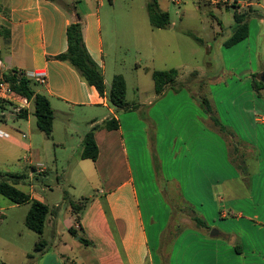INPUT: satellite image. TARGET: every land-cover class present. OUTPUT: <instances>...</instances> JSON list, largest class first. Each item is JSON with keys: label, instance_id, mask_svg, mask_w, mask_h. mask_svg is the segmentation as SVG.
Masks as SVG:
<instances>
[{"label": "crops", "instance_id": "obj_1", "mask_svg": "<svg viewBox=\"0 0 264 264\" xmlns=\"http://www.w3.org/2000/svg\"><path fill=\"white\" fill-rule=\"evenodd\" d=\"M64 1L70 4L69 8L55 0H0V59L3 63L0 73L14 69L45 72L47 81L43 84L35 81L34 87L48 96L55 112L53 138H49L55 141V147L65 148L73 141V130L76 124L81 123L79 117L88 125L84 132L78 131L79 143L74 156H79L76 166L81 167L83 179L94 184L97 193L74 200L64 190L63 199L51 200L53 202L50 203L48 198L31 190L33 199L46 203L50 208L44 232L40 235L45 246L36 251L40 257L38 264H165V261L167 264H264V88L258 92L253 85V81L261 80L264 73V52L259 47L264 31V0H210L218 11L234 9V23L228 29L220 23V31L214 27L215 32L221 35L214 42L218 43L217 49L225 56L224 59H232V65H228L230 68L226 64L223 67L225 73L246 76V79L245 83H240L241 87H234L232 91L224 82L220 84L219 76L225 73L210 72L216 67L208 62L211 69L206 78L201 79L198 74L192 81L195 85L191 82L177 92L170 90L176 96L183 94L185 100L187 112L177 119L179 127H176L175 118H169L154 105L152 97H157L155 83L150 98L132 101L140 103L137 110H117L109 97L102 96L95 86L88 84L73 65L56 58L68 49V26L81 21L84 43L103 71L108 93L114 76L122 73L117 66L119 59L112 41L116 29H126L123 32L126 37L140 34L141 28L138 20L118 22L110 20L112 16L108 15L104 31L102 11L112 12V9H106L102 0ZM110 2L114 6L113 0ZM236 12L249 14V35L234 46L226 47L224 42L233 33ZM147 26L144 29L148 28L153 38L162 37L161 41L167 44L163 50L171 52L169 36L177 32L175 24L165 28H155L151 23ZM253 27L258 29L255 36L252 35ZM106 35L108 40L112 36L108 46ZM134 49L141 54L139 48ZM152 49L156 52L154 43ZM205 51L211 54L213 46L205 43ZM254 60L258 62L254 63ZM141 67L139 63L136 65L137 70ZM147 68L148 65L145 71L149 72ZM202 82L204 84L200 87ZM192 86H198V89ZM237 92L241 94L237 95ZM203 94L210 99L220 121L241 141L240 153L238 151L235 158L227 140L211 125L201 108L197 98ZM232 98L235 105L243 109L234 114L238 118L234 116L231 120V116L225 115L232 106ZM246 99L252 101L256 108L254 112L262 115L253 117L250 113L252 116L241 119L247 114L244 108ZM145 104L150 108L142 112ZM31 106L25 110L26 116L17 114V118L29 119L34 111L33 104ZM76 111L79 116L74 113ZM60 113L67 118L64 136L57 140V115ZM112 118L118 120V129L98 128L95 131L99 147L97 160L83 158L86 134L95 125ZM172 125L179 128L178 132L172 131ZM44 136L47 135L41 131L29 140L23 138L22 141L12 135L5 138L12 144L11 148L23 151V163L30 167V173H23L25 178L17 186L27 182L32 186V180L42 176L40 173L44 170L49 174L51 166L45 162V157L50 153V145ZM174 141L176 146L180 143L181 158L179 166L175 163L176 168H170L171 161L165 166L164 160L162 165L159 156L164 157L161 149L165 146L174 148ZM130 143L135 147L144 143L143 150L150 156L155 152L153 180L156 185L166 189L170 186L166 187L165 182L176 184L182 198L193 206L209 228H197L188 217L183 230L167 245L168 251L165 247L162 249L161 233L169 218L168 213H164L163 218L153 208L146 213ZM57 160L55 154L52 164L56 171ZM144 187H147L145 183ZM47 188L55 191L51 186ZM80 201L83 204L76 214L72 202ZM63 203H66L64 210ZM27 204L31 207L30 203ZM77 215H80L79 220ZM150 226L154 227L155 235L150 234ZM70 228H74L78 235H73ZM213 229L215 232L212 234ZM45 234L50 239H45ZM153 236L156 237L155 242L152 241ZM29 254L28 259L36 256L29 257Z\"/></svg>", "mask_w": 264, "mask_h": 264}, {"label": "rangeland", "instance_id": "obj_2", "mask_svg": "<svg viewBox=\"0 0 264 264\" xmlns=\"http://www.w3.org/2000/svg\"><path fill=\"white\" fill-rule=\"evenodd\" d=\"M151 2L152 0H113L114 6H111L110 0H102V4L106 9H112V12H107L105 9L102 11L104 31L108 15L112 16L110 20H116L118 22H126L134 19L141 23L140 34L138 35L125 37L123 32L126 29L122 30L118 28L116 29V36L113 40L111 36V40L116 48L115 55L119 59L117 66L119 70H122L121 74L125 76L127 81V101H139L152 96L153 93L151 91L154 86V79L150 71H145L146 65L151 69L159 70L177 68L180 72L179 82H184V85L185 83L189 84L193 81V73H195L196 70L198 71L199 77L202 79L206 78V76H208L207 74L210 72L225 73L226 70H223L225 64L227 67H229L228 65H232V59H224L225 56L217 49L218 43L214 41L219 39L221 35L219 36L217 32H215L214 27L216 30L220 31L218 23L224 25L226 29L234 23L233 7L218 11L210 4V0H158L159 9L167 11L170 14L171 24H175L174 29L177 31L175 34L173 33L169 36L170 39L168 38L172 50H170L171 52H167L163 50V46L167 44L161 41L162 37L157 36L153 38L152 35L149 34L148 28L146 30L144 29V26L148 27L147 25L151 23L147 8L148 4ZM221 3L222 2L219 4ZM143 22L145 24H143ZM257 32L258 29L253 27L252 35L255 36ZM105 38L106 45H110L111 40H108V35H106ZM197 38L202 39L204 43L197 40ZM153 43L156 46V52L152 49ZM205 43L213 46L214 51L211 54L206 53ZM259 47L264 52V31L261 33V44ZM134 48H139L141 54L136 52ZM154 53V57H150L151 54ZM111 57L112 54H110V58ZM208 62L211 64L210 66L216 67L215 70L210 71L211 67L207 66ZM257 62L258 60H254V63ZM138 63L142 65V67L137 70L136 65ZM219 78L220 84L225 83L233 91L234 87L236 89L237 86L241 87L240 83H245L246 76L238 74L236 76L225 73L220 75ZM238 81L240 82L238 83ZM191 85H195V83L192 82ZM192 87L196 88V90L198 89V86ZM139 89L142 91H139ZM228 89L225 88V90ZM234 92L236 91L234 90ZM236 94L239 95L241 92H237ZM182 95L183 94L176 96L174 91L170 92V90H168L163 97H158V95L155 98L152 97V101L155 103L154 105L159 107L158 109H160L161 113L163 111L169 118H175L176 127H179L177 119L187 112L184 104L185 100ZM6 106L7 108L4 111L6 118L5 121L0 120V129L9 132L14 138L22 139V141L23 138L29 140L35 133H41V130L37 126V118L34 114H31L29 119L17 118L19 117L17 116L18 113H15L11 106ZM149 108L150 105L145 104L142 107V112H144V109L148 110ZM244 108L247 114H244L245 118H241L243 120L247 119L249 115H253V117L254 115L255 117L260 114L262 115L261 112H254L256 108L254 109L252 101L247 99ZM241 109H243V107L238 108V106L235 105L234 98H232V106L229 107V113H226L225 117L229 118L231 116L232 120V118L236 116L234 114L239 113ZM77 111L74 113L76 114ZM1 115L3 114L0 110V116ZM76 115L79 116L80 113ZM66 118L67 116L64 114L60 113L57 115V140H60L64 136L63 127ZM236 118H238V116H236ZM82 120L83 118L79 117L81 123H75L76 127L75 130H73L75 137L71 143L65 145V148L59 146L55 147V141L44 136L47 137L46 141L48 145H50V153H47L48 155L45 157L47 160L45 162L51 166L50 172L47 174L46 170H44L40 173L42 176L35 177L32 180V186L27 182L18 185V188L29 193L32 192L31 190H35L36 193L45 196L50 201H58L59 198L63 199L61 195H63L64 190L68 191L71 194V198L74 200L82 196H93L97 193L96 186L84 180L80 173L81 167L76 166L79 156H74V154L76 153V147H78L79 143L78 131L84 132L87 130L88 126L85 122L82 123ZM174 128L172 125V131L174 133L178 132L179 128ZM23 134H25L26 137H23ZM42 134L45 135L43 131ZM143 144L144 143H141L139 147H135L130 143L143 207L146 213L151 211L150 208H153L155 213L161 215L162 218L164 213H168L169 218H167L164 232L161 233L163 234L161 236V242L164 243L162 246L168 251L167 245L171 241V239L168 240V238L172 236L169 233L172 232V230L177 231L182 227L184 228L186 223L185 219L189 217L188 208L183 203L179 187L176 184L165 182L166 187L170 186L166 189L160 186L158 187V184L156 185L153 180L155 152L153 151L150 156L143 150ZM11 146L12 144H10L8 139L0 136L1 179L7 178V174L12 172L19 174L30 173V167L23 163V151L17 147H13V149ZM161 151L164 157L160 155L159 161L162 165L165 160V166H167V164L169 165L170 161L172 163L170 168H176L174 166L175 163L179 166L181 158L180 143L176 146L174 141V148H167V146H165ZM55 154L58 159V171L55 170L52 164ZM92 173L94 172H91V174ZM93 179L95 181V178ZM144 183L147 187H144ZM48 186L55 188V191L51 192L47 188ZM57 187L59 189H57ZM62 205V209L64 210L66 203ZM166 207L167 209H164ZM29 209V204H14L0 194V264H38V261H40L39 254L36 253L35 249L36 243L40 239V234L28 228L26 225V217ZM2 215L4 216L2 217ZM162 223H164L163 219ZM149 231L151 235H155L153 226L149 227ZM151 238L153 242L156 241L155 236ZM45 239H50V237L45 234ZM28 253L36 254L35 258L28 259Z\"/></svg>", "mask_w": 264, "mask_h": 264}, {"label": "trees", "instance_id": "obj_3", "mask_svg": "<svg viewBox=\"0 0 264 264\" xmlns=\"http://www.w3.org/2000/svg\"><path fill=\"white\" fill-rule=\"evenodd\" d=\"M55 1L66 8L70 7V4H67L64 0ZM147 8L149 19L153 27L165 28L171 24L170 14L167 11H162L159 9L158 0H152V2L148 4ZM248 18L249 14L246 12L235 13L234 30L232 35L224 42L226 47L234 46L235 44L247 38L249 35ZM67 38L68 49L65 53L58 55L56 57L57 59L67 61L73 65L88 84L95 86L102 96L107 95L109 97L110 102L116 107L117 110L131 111L137 110L140 107V103L127 101V83L125 77L122 74H117L114 76L110 91L107 93V86L103 71L100 66L92 59L84 43L83 27L81 21L71 23L68 26ZM197 40L203 43L202 39L197 38ZM147 70L150 71L151 69L147 68ZM151 74L155 83V93L158 96L163 95L168 90H174L177 92L188 84L185 83L184 85V82H179L180 72L176 68L165 70L152 69ZM193 75V79H195L197 78L198 73L195 72ZM4 77L11 83V86L15 91L26 96L32 102L34 106L33 114L37 118L38 128L45 132L48 138H53L55 112L51 106L48 96L36 91L34 87L36 83L35 80L28 77L24 71L14 69L10 72L4 73ZM203 84L204 82L201 83L200 87H202ZM253 85L258 92L264 88V82L261 80H254ZM197 99L199 100L204 113L209 117L211 125L217 129L229 143L231 155L235 158L240 149L239 144L241 141H239L235 133L226 125H224L217 117L208 96L205 94L199 95ZM6 105L11 106L10 103L0 100V110L3 114L0 116V120L3 121L6 118L4 117V111L7 108ZM25 110L18 114L21 117H23V114L26 116L27 111ZM98 128H107L109 130L118 129L119 122L116 118H112L111 120L106 121L104 124L95 125L92 127V129L86 134L83 141L82 157L85 159H92L95 161L99 156V147L95 139V131ZM241 167L244 171L246 170L244 166ZM157 168L158 172H160V167L158 166ZM7 176L8 177L5 179L0 178V194L15 204L30 203L31 207L26 217V225L33 231L42 235L44 232L47 215L50 212L49 206L40 200L33 199L29 192H25L18 188L17 184L25 178L24 174L8 173ZM182 200L187 206L189 217L195 226L197 228H209L207 222L202 217L197 215L193 206L183 198ZM81 204H83L81 201L78 203L72 202V207L74 208L76 214L80 212L79 210L82 206ZM79 219L80 215H77V220ZM182 229L183 227L177 231L172 230V232L169 233L172 236L168 238V240L171 239L172 241L182 231ZM69 231L73 235H78L74 228H70ZM81 240L86 244H89L88 240L84 237H81ZM162 244L164 243L162 242ZM42 246H45V240L41 237L36 243V251L41 250ZM162 247V249H164V246ZM28 256L33 257L34 254L30 253ZM165 264H167L166 261Z\"/></svg>", "mask_w": 264, "mask_h": 264}, {"label": "built area", "instance_id": "obj_4", "mask_svg": "<svg viewBox=\"0 0 264 264\" xmlns=\"http://www.w3.org/2000/svg\"><path fill=\"white\" fill-rule=\"evenodd\" d=\"M2 66L3 63L0 59V68ZM25 74L42 84L47 81L45 72H25ZM0 100L10 103L15 113H20L25 109H29L32 104L26 96L12 88L11 83L5 79L4 73H0ZM4 117H6V115ZM0 136L10 138L11 134L3 129H0ZM22 136L26 137L25 134Z\"/></svg>", "mask_w": 264, "mask_h": 264}, {"label": "water", "instance_id": "obj_5", "mask_svg": "<svg viewBox=\"0 0 264 264\" xmlns=\"http://www.w3.org/2000/svg\"><path fill=\"white\" fill-rule=\"evenodd\" d=\"M261 81L264 82V73L261 75ZM215 232V229H213L212 234Z\"/></svg>", "mask_w": 264, "mask_h": 264}]
</instances>
